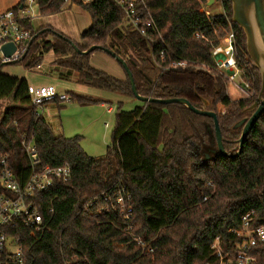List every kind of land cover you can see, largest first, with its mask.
I'll return each instance as SVG.
<instances>
[{
	"label": "trees",
	"instance_id": "obj_1",
	"mask_svg": "<svg viewBox=\"0 0 264 264\" xmlns=\"http://www.w3.org/2000/svg\"><path fill=\"white\" fill-rule=\"evenodd\" d=\"M215 1L225 16L217 17L212 28L202 10L208 0H147L158 31L143 37L124 26V12L116 0H70L90 14L91 26L79 40L48 26L37 31L30 26L37 37L20 60L33 69L52 53L51 63L61 79L135 97L128 76L120 80L95 68L90 62L93 52L78 53L73 45L81 51L92 45L110 49L127 63L141 96L186 98L196 108L207 101L208 109L217 113L227 156L213 152V119L178 103L141 102L132 110L118 109L105 155L91 157L79 137L54 132L32 103L27 79L2 72L0 62V101L7 102L0 103V158L7 156L24 183L31 172L23 146L26 137L34 141L42 166L69 165L72 170L67 181H56L36 194L41 230L22 223L7 229L19 241L21 255L9 259L4 252L3 264H206L215 260L211 245L216 238L225 250L236 249L241 238L231 229L241 227L245 214L253 212L252 226L264 224V114L239 155L234 154L242 128H233L252 114L246 109L260 93L261 75L248 57L242 28L232 21L230 0ZM26 2L0 0V9L17 12ZM35 2L43 16L58 14L66 5L65 0ZM198 29L204 37L194 35ZM230 31L253 96L232 100L227 80L214 70L164 68L173 58L212 64V51ZM166 47L171 53L162 60ZM73 96L83 104L97 101ZM122 186L133 196L131 231L119 209L100 214L87 210L89 203L92 209L104 204V197H114ZM133 236L143 241L144 250ZM253 254L257 264H264V244L254 247Z\"/></svg>",
	"mask_w": 264,
	"mask_h": 264
},
{
	"label": "built area",
	"instance_id": "obj_2",
	"mask_svg": "<svg viewBox=\"0 0 264 264\" xmlns=\"http://www.w3.org/2000/svg\"><path fill=\"white\" fill-rule=\"evenodd\" d=\"M69 3L70 0H65ZM95 0H82L83 3H91ZM118 6L124 12V26L130 27L137 31L143 37H148L152 30L158 31L155 20L151 13L147 0H116ZM207 2L202 10L209 16V27H214L215 21L219 16H225L222 12L218 16H214L209 10L210 6ZM35 0H27L26 4L19 8L17 12L12 10L3 11L0 9V62L13 61L17 62L26 54L30 41L33 38L32 26L34 18ZM69 4H72L71 2ZM194 35L196 37H204L202 31L198 29ZM12 42L15 44V51L10 57L4 55L2 47L4 44ZM224 43V44H223ZM222 46L215 47L212 51L214 64L210 65L205 62L194 60L173 58L164 67L166 69H186L195 68L197 70L212 72H220L232 83L236 84L242 91L252 89L250 84L239 86L235 80L240 75L245 74L241 69L236 57V38L234 31L228 32L222 40ZM171 53L166 47L160 53L162 60ZM222 55L223 59L217 61V56ZM38 66L37 68H39ZM253 94L250 95L253 96ZM28 94L32 103L39 107H43L48 103L68 102L70 96L66 92H59L53 85L28 86ZM112 111V107L108 112ZM39 114H43L38 111ZM44 115V114H43ZM23 146L28 156L31 172L24 183H21L14 174L7 156L0 158V264H3L1 255L6 252L8 258L20 257L21 247L19 241L8 234L7 229L19 223L36 230L43 228V215L36 201V194L52 187L56 181H67L70 179L72 170L69 165H45L42 166L39 160L37 147L32 139L24 138ZM109 196V197H107ZM105 196L104 204L98 208L92 209L93 204L89 203L87 210L94 214H100L110 209L118 211L123 216L126 230L131 231L133 228V196L126 186H122L113 196ZM52 211V209H50ZM253 212H249L242 217V225L240 228L231 229L241 241L236 243V249L225 250L222 247L219 238H216L211 245L215 260L206 264H257V258L253 254V248L264 244V224L252 226ZM8 237L12 238L17 245V252H12L6 247ZM134 241L146 248L143 241L133 236ZM149 248L148 251H152Z\"/></svg>",
	"mask_w": 264,
	"mask_h": 264
},
{
	"label": "rangeland",
	"instance_id": "obj_3",
	"mask_svg": "<svg viewBox=\"0 0 264 264\" xmlns=\"http://www.w3.org/2000/svg\"><path fill=\"white\" fill-rule=\"evenodd\" d=\"M208 2L210 6L209 10L214 16H218L223 12L222 5L219 1L214 0L210 2L208 0ZM34 12L32 22L34 31L47 27L45 24H50L52 27L63 30L73 40H79L80 34L91 25L90 14L77 4H66L60 13L50 16L41 15L38 5L35 4ZM48 27L52 28L50 26ZM46 37L52 38L51 35H47ZM223 38L220 40L218 46L224 44H222ZM53 59L54 55L48 53L45 55L39 68L28 69L25 67L24 61L20 60L15 63L3 65L1 69L4 73L27 79L30 85H53L59 92L68 93L71 98L70 101L54 102V105H49L48 103L46 106L39 107L38 111L42 112L48 118L52 127L55 126L54 132L56 134H62L69 138L79 137L81 147L89 156L95 158L104 156L107 147L111 143L118 109L120 108L125 111L132 110L134 107L140 105L141 101L121 92L76 83L73 79H61L57 73L59 69L57 71L50 70L51 66H53L51 63ZM222 59V55L216 58L217 61ZM90 62L95 68L106 72L114 78L124 80L127 77L126 71L117 59L102 50L93 51ZM251 63L253 64L252 61ZM213 64L214 61L210 65ZM224 78L227 80L228 96L232 100L249 98L253 94V88L247 89V92H244L236 84L227 79V75ZM235 82L239 86L249 84L248 79L244 78L243 72L242 75L240 72ZM74 94L89 96L97 101L83 104L74 98ZM0 103L3 105L7 104L5 101H0ZM110 107H112V111L108 112ZM219 109L221 112L224 111L222 106H219ZM6 247L12 252H17L18 249L10 237L7 239Z\"/></svg>",
	"mask_w": 264,
	"mask_h": 264
},
{
	"label": "water",
	"instance_id": "obj_4",
	"mask_svg": "<svg viewBox=\"0 0 264 264\" xmlns=\"http://www.w3.org/2000/svg\"><path fill=\"white\" fill-rule=\"evenodd\" d=\"M211 1L214 0H210V2ZM230 2L232 6V21L242 28L246 36V51L248 57L257 67L261 74L260 93L255 99V101L251 104V106L246 109L247 112H252V114L249 117H245L239 120L233 126L234 129L242 128L241 136L238 140L239 150L234 154L239 155L243 149L246 137L248 136L256 122L264 114V0H230ZM22 6L20 8H22ZM36 37L37 35L32 38L30 44ZM73 46L76 52L85 55L95 51L96 49H99L110 54L112 57H115L126 71L135 98L140 100L141 102H157L161 104L178 103L186 106L190 111L194 112L195 114L207 116L213 119L217 145V148L213 152H219L223 156L228 155L224 147V138L219 128L217 113L214 110L208 109L207 101H205L206 103L202 106V108H196L186 98L173 97L166 99H156L141 96L137 91L132 72L130 71L127 63L123 58L116 56L110 49L98 47L96 45H92L84 51L79 50L75 45ZM15 49V44L12 42L4 44L2 47L3 53L7 57H10L11 54L15 51ZM11 63L15 62H5L4 65ZM208 130L209 132H211V128H208Z\"/></svg>",
	"mask_w": 264,
	"mask_h": 264
},
{
	"label": "crops",
	"instance_id": "obj_5",
	"mask_svg": "<svg viewBox=\"0 0 264 264\" xmlns=\"http://www.w3.org/2000/svg\"><path fill=\"white\" fill-rule=\"evenodd\" d=\"M66 4H69V3H66ZM73 5V4H72ZM91 23H92V20H91ZM45 25H47V26H50V27H52L50 24H45ZM91 26V25H90ZM53 29H55V30H57V31H59V32H61V33H63L64 35H66V36H68L63 30H60V29H58V28H56V27H52ZM69 37V36H68ZM69 38H71V39H73L72 37H69ZM75 40V39H74ZM50 70H52V71H57V68L53 65V66H51V69ZM58 72V71H57ZM56 103V102H55ZM46 105H48V104H46ZM45 105V106H46ZM49 105H54V103L53 104H51V103H49ZM45 116V115H44ZM46 117V116H45ZM46 119H47V121L49 122V120H48V118L46 117ZM50 124V123H49ZM53 129L55 128V126L54 127H52Z\"/></svg>",
	"mask_w": 264,
	"mask_h": 264
},
{
	"label": "flooded vegetation",
	"instance_id": "obj_6",
	"mask_svg": "<svg viewBox=\"0 0 264 264\" xmlns=\"http://www.w3.org/2000/svg\"><path fill=\"white\" fill-rule=\"evenodd\" d=\"M245 117H247V116H245ZM245 117H244V118H245Z\"/></svg>",
	"mask_w": 264,
	"mask_h": 264
}]
</instances>
